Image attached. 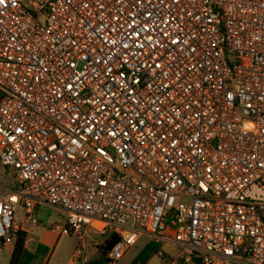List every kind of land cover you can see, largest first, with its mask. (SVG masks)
I'll return each instance as SVG.
<instances>
[{
	"label": "built area",
	"instance_id": "obj_1",
	"mask_svg": "<svg viewBox=\"0 0 264 264\" xmlns=\"http://www.w3.org/2000/svg\"><path fill=\"white\" fill-rule=\"evenodd\" d=\"M0 164V254L48 205L113 262L264 264V0H2Z\"/></svg>",
	"mask_w": 264,
	"mask_h": 264
},
{
	"label": "rangeland",
	"instance_id": "obj_2",
	"mask_svg": "<svg viewBox=\"0 0 264 264\" xmlns=\"http://www.w3.org/2000/svg\"><path fill=\"white\" fill-rule=\"evenodd\" d=\"M17 182L11 175V171L0 164V193L6 188H14ZM22 207H17L14 213V223H19L23 215ZM39 224L32 229L30 234L35 251L24 253L18 264H82L83 259L91 260L97 257L98 250L93 242L100 245L104 241L103 236L91 230H83L78 234L59 235L58 232L49 229L55 223H64L65 213L53 206L46 205L43 212L37 216ZM83 236V239L82 237ZM85 243L86 252L84 258L77 259L74 254L79 246ZM158 251L175 254L172 246L155 244L151 239L142 236L137 243L126 250L123 257L116 264H168V258L158 256ZM11 255V246H4L0 254V264H8ZM184 264H194L187 262Z\"/></svg>",
	"mask_w": 264,
	"mask_h": 264
},
{
	"label": "trees",
	"instance_id": "obj_3",
	"mask_svg": "<svg viewBox=\"0 0 264 264\" xmlns=\"http://www.w3.org/2000/svg\"><path fill=\"white\" fill-rule=\"evenodd\" d=\"M26 237L27 236L24 232L20 231L18 233V238L14 243L8 264H18L22 255L26 253V250L24 248ZM117 240H118L117 236L109 235V239H104V241H102L100 245L96 246V249L98 250L97 257L88 260L86 262H83L82 264H116V262H113L107 256L109 249Z\"/></svg>",
	"mask_w": 264,
	"mask_h": 264
},
{
	"label": "crops",
	"instance_id": "obj_4",
	"mask_svg": "<svg viewBox=\"0 0 264 264\" xmlns=\"http://www.w3.org/2000/svg\"><path fill=\"white\" fill-rule=\"evenodd\" d=\"M6 190H7V188H6ZM0 194H2V193H0ZM44 208H46V205L38 206L35 209L36 217L40 214V212H43L44 211ZM16 225L20 228V231L24 232L26 234V236H27L26 237V241L24 243V248H25L26 252L31 253V252L35 251L36 246H34L33 239L31 238L30 234L32 232V229L35 226H37V225H33L29 221V219L26 218L24 211H23V215H22L21 220ZM13 246H11V252L13 250ZM166 255H167V257H170L171 255H174V254H172V253H166ZM86 261H88V260L85 259L83 262H86ZM187 262H193L195 264V262L192 261V260H186L184 263H187Z\"/></svg>",
	"mask_w": 264,
	"mask_h": 264
},
{
	"label": "snow or ice",
	"instance_id": "obj_5",
	"mask_svg": "<svg viewBox=\"0 0 264 264\" xmlns=\"http://www.w3.org/2000/svg\"><path fill=\"white\" fill-rule=\"evenodd\" d=\"M0 2H2V0H0Z\"/></svg>",
	"mask_w": 264,
	"mask_h": 264
}]
</instances>
